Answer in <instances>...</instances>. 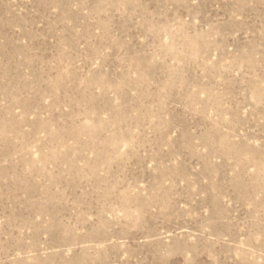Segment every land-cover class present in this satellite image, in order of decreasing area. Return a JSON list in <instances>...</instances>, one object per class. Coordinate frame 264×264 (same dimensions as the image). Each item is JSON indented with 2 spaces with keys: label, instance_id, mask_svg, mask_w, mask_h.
Instances as JSON below:
<instances>
[{
  "label": "rangeland",
  "instance_id": "rangeland-1",
  "mask_svg": "<svg viewBox=\"0 0 264 264\" xmlns=\"http://www.w3.org/2000/svg\"><path fill=\"white\" fill-rule=\"evenodd\" d=\"M0 264H264V0H0Z\"/></svg>",
  "mask_w": 264,
  "mask_h": 264
}]
</instances>
